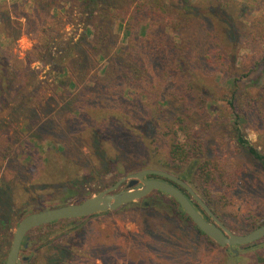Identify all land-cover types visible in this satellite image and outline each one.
Segmentation results:
<instances>
[{
    "label": "rangeland",
    "instance_id": "1",
    "mask_svg": "<svg viewBox=\"0 0 264 264\" xmlns=\"http://www.w3.org/2000/svg\"><path fill=\"white\" fill-rule=\"evenodd\" d=\"M42 2L0 0V31L5 30L12 36L7 42L0 36V53L8 52L14 70L22 74L11 91L0 92V264H5L24 214L44 206L53 208L76 203L77 198L69 196L73 188L90 197L125 175L146 169L140 165L138 157L143 155L140 152L112 154L110 159L117 164L112 172L92 166L84 175L82 167L79 168L80 179L71 181L75 176L68 171L74 160L78 158L91 164V149L75 139L71 142L76 146V157L51 152L49 143L55 136L54 123L59 121L57 128L66 131L65 122L73 114L76 96L90 82L57 63L68 54L65 53L68 48L81 40L84 24L76 20V14L68 15L71 5L62 1L45 20L32 26L36 4ZM241 3L247 4L244 15L250 24L241 23L246 16L239 18L236 23L242 31V40L225 43L227 48H234L239 68L236 75L240 89L236 102L258 96L264 86V58L256 59L258 48L264 52V41L258 47L257 43L253 47L256 41H251V23L264 12V0L248 3L241 0ZM114 29L120 34V40L125 41L124 30L118 24ZM49 52L54 56L52 60L45 56ZM87 54L93 59L91 50ZM104 63L103 59L95 62L90 71L99 70ZM220 85L223 91L228 89V78L221 76ZM228 98L231 99L230 94ZM227 105V101L213 102L210 109V119L215 118L213 126H205L201 131L207 148L202 160L211 159L217 164L229 183L216 186L219 189L211 192L208 205L233 232L246 234L264 219V168L239 145L233 124L236 116ZM172 110L180 113L177 108ZM239 127L242 135L264 154V119L253 118ZM186 169L189 165L174 168L172 173L180 175ZM122 170L129 172L119 173ZM192 172L191 185L202 195L204 190L196 178L197 168ZM127 182L119 190L124 189ZM19 186L30 187L32 191L17 193L14 189H20ZM224 195L227 199L222 197ZM227 200L230 202L226 203ZM145 202L148 204L144 208ZM167 203V198L154 190L145 198L115 210L87 216L79 220L78 227L73 225V219H66L34 228L27 235L34 239L33 243L22 255H28L29 264H264L260 260L264 258V238L251 246L240 247L234 257L228 246L213 244L192 223L176 217ZM251 213L256 215V223L249 218Z\"/></svg>",
    "mask_w": 264,
    "mask_h": 264
},
{
    "label": "trees",
    "instance_id": "2",
    "mask_svg": "<svg viewBox=\"0 0 264 264\" xmlns=\"http://www.w3.org/2000/svg\"><path fill=\"white\" fill-rule=\"evenodd\" d=\"M40 1L44 2L36 4L32 26L45 20L62 5V1H68L71 5L68 15L76 14V20L83 23L85 29L81 40L68 48L65 52L68 54L57 63L63 69L76 71L90 83L84 85L76 96L73 114L65 122L68 125L66 131L57 128L59 121L54 123L53 145L49 143L52 153L57 151L67 157H76V146L72 140L76 139L91 149V164L76 158L71 167L68 165L69 174L75 176L71 181L80 179L79 168L82 167L84 175L92 166L112 172L117 165L110 159L112 154L122 156L140 152L143 154L138 157L141 167H159L172 173L174 168L177 170L189 165V169L178 176L190 185L194 178L192 170L196 167L197 181L204 190L200 196L209 204L212 193L219 189L216 186L229 184L217 164L211 159L202 160L207 148L201 131L205 126H213L215 118L210 119V109L217 101H227L230 113L236 116L233 124L239 145L264 168V154L242 135L239 127L253 118L258 121L264 119V86L258 96L236 102L240 89L236 75L239 68L234 48L225 46L226 42L242 40V31L236 22L243 18L246 3L243 5L241 0ZM257 18L251 23V41H256L253 47L264 41V12ZM241 23L249 25L250 20L246 16ZM117 24L124 30L125 41H121L120 34L115 32ZM0 36L6 42L12 39L5 30L0 31ZM88 50L93 52V59L88 58ZM45 56L49 60L54 58L50 52ZM258 56L256 59L264 58V52L259 48ZM102 59L105 60L103 67L91 72L93 64ZM250 66L252 69L253 65ZM21 76L14 70L9 53H0V92L11 91ZM221 76L227 77L230 83L224 91L220 85ZM173 108L180 113H175ZM124 172L129 170L119 171ZM60 173L63 174V170ZM148 177L169 181L187 193L171 180L157 175ZM74 187L77 188L78 184ZM74 190L71 189L69 196H74L78 202L88 198ZM14 191L26 194L32 188L22 186ZM155 191L167 198V204L176 217L192 223L201 234L218 245L193 222L174 197L161 190ZM222 197L227 199V195ZM194 204L202 209L197 202ZM146 206L143 203V207ZM47 208L44 206L35 211ZM84 218L71 220L78 227L79 220ZM249 218L257 221L253 213ZM263 223L264 219L257 225ZM33 240L27 237L23 251ZM254 243L234 246V249L239 251L240 247ZM228 249L234 257L237 255L232 247ZM260 260L264 262L263 257Z\"/></svg>",
    "mask_w": 264,
    "mask_h": 264
},
{
    "label": "water",
    "instance_id": "3",
    "mask_svg": "<svg viewBox=\"0 0 264 264\" xmlns=\"http://www.w3.org/2000/svg\"><path fill=\"white\" fill-rule=\"evenodd\" d=\"M149 175H157L171 180L183 187L187 193L164 179L146 178ZM126 181L128 182L125 188L119 190ZM154 190H161L174 197L204 233L221 246L232 247L236 254H238V249H234V246L250 244L264 238V223L246 234H237L216 216V213L213 212L188 182L169 171L158 168H146L125 175L114 185L81 202L63 204L26 214L16 228L5 264H24L21 250L27 235L34 228L60 220L77 219L115 210L127 203L135 202L148 196ZM194 202L200 205L207 216L196 207Z\"/></svg>",
    "mask_w": 264,
    "mask_h": 264
},
{
    "label": "flooded vegetation",
    "instance_id": "4",
    "mask_svg": "<svg viewBox=\"0 0 264 264\" xmlns=\"http://www.w3.org/2000/svg\"><path fill=\"white\" fill-rule=\"evenodd\" d=\"M146 178H156V177H146ZM145 198V197H144ZM143 199V198H142ZM145 204H148V202H145ZM26 239H27V237H26ZM25 239V240H26ZM229 247V246H228ZM23 248H24V243H23V247H22V250H21V256H22V258H23V260H24V264H29V261H30V259H29V257L28 256H23L22 255V251H23Z\"/></svg>",
    "mask_w": 264,
    "mask_h": 264
}]
</instances>
